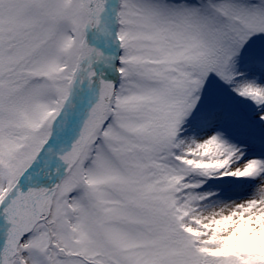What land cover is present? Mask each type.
I'll use <instances>...</instances> for the list:
<instances>
[{"label":"snow or ice","instance_id":"snow-or-ice-1","mask_svg":"<svg viewBox=\"0 0 264 264\" xmlns=\"http://www.w3.org/2000/svg\"><path fill=\"white\" fill-rule=\"evenodd\" d=\"M0 264H264V0H0Z\"/></svg>","mask_w":264,"mask_h":264}]
</instances>
